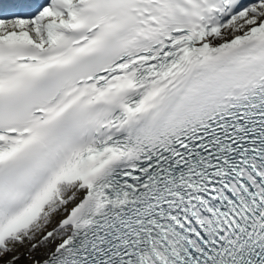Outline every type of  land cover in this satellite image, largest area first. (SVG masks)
I'll list each match as a JSON object with an SVG mask.
<instances>
[{"label": "snow or ice", "instance_id": "snow-or-ice-1", "mask_svg": "<svg viewBox=\"0 0 264 264\" xmlns=\"http://www.w3.org/2000/svg\"><path fill=\"white\" fill-rule=\"evenodd\" d=\"M0 264H264V0H0Z\"/></svg>", "mask_w": 264, "mask_h": 264}]
</instances>
